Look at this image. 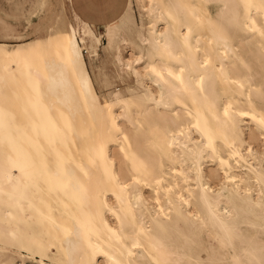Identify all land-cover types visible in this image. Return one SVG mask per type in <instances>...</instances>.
Instances as JSON below:
<instances>
[{
    "label": "bare ground",
    "instance_id": "1",
    "mask_svg": "<svg viewBox=\"0 0 264 264\" xmlns=\"http://www.w3.org/2000/svg\"><path fill=\"white\" fill-rule=\"evenodd\" d=\"M53 9L0 13V264H264V0Z\"/></svg>",
    "mask_w": 264,
    "mask_h": 264
},
{
    "label": "rangeland",
    "instance_id": "2",
    "mask_svg": "<svg viewBox=\"0 0 264 264\" xmlns=\"http://www.w3.org/2000/svg\"><path fill=\"white\" fill-rule=\"evenodd\" d=\"M53 1H54V9H53L54 14H57L58 16L63 15L66 18V21L68 22V21H74V18H75L74 13L76 11L78 15H80L82 18H86L88 22L92 25V27L95 29V31L98 33L101 29H103V25L105 23L112 22L114 18L117 17L121 13L127 0H73L72 3L68 2V0H53ZM0 2L2 3L5 1L0 0ZM40 3H41V0H23V4H24L23 6L25 8L34 6V9H35L37 5ZM7 8L8 7H6V9ZM135 10H136L138 22L140 23L141 20L139 16V10L137 7H135ZM44 24H45V20L38 22L36 27L43 28ZM1 32L2 31H0V33ZM0 40L5 41V42H10V43L16 42L15 38L10 36L9 33L7 32H2L0 34ZM102 42L107 43L106 36L102 37ZM125 45L126 44H124V46ZM86 50L87 49L84 48L85 56L88 55ZM98 51H99V54L95 57V60H94L95 68H97L96 71H98L102 75V77L108 80V82L110 83L106 88H101L97 84V82H95L96 87L98 88L100 92L107 93L113 89H116L117 87L124 88L126 85H129V84L134 85L135 82H134L133 77H131L129 74L121 70V68L114 62L112 54L109 55L108 53H106L102 45L99 46ZM124 53L127 55H131L132 53H131L130 47H126V49H124ZM87 57L88 56H86V60L88 61ZM88 67L91 73L93 74V68L90 65ZM260 140H262V138H259L258 141L256 139L255 140L253 139L252 143H254L253 145H255L256 143L255 147L257 146V149L262 150V148L264 147V143H263V140L262 141ZM112 148L113 150L115 149L113 152H116V151L118 152L115 146ZM117 155L119 158L120 155L118 153ZM219 178L222 179V177L218 176L217 178H215L216 180H214V183L216 185L221 182ZM216 181L218 183H216ZM27 261L28 263L32 262L31 259L30 260L28 259ZM12 264H22V261L21 259L14 260Z\"/></svg>",
    "mask_w": 264,
    "mask_h": 264
},
{
    "label": "crops",
    "instance_id": "3",
    "mask_svg": "<svg viewBox=\"0 0 264 264\" xmlns=\"http://www.w3.org/2000/svg\"><path fill=\"white\" fill-rule=\"evenodd\" d=\"M5 2H0V13L4 16L20 18L34 9V6L25 8L23 5V0H4ZM6 7H8L6 9Z\"/></svg>",
    "mask_w": 264,
    "mask_h": 264
}]
</instances>
